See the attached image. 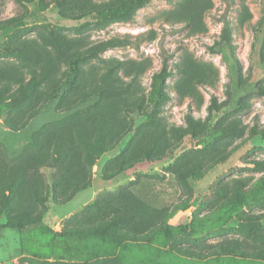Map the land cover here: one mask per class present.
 Returning <instances> with one entry per match:
<instances>
[{
  "label": "rangeland",
  "instance_id": "obj_1",
  "mask_svg": "<svg viewBox=\"0 0 264 264\" xmlns=\"http://www.w3.org/2000/svg\"><path fill=\"white\" fill-rule=\"evenodd\" d=\"M124 1L0 0V264H264V0Z\"/></svg>",
  "mask_w": 264,
  "mask_h": 264
},
{
  "label": "trees",
  "instance_id": "obj_2",
  "mask_svg": "<svg viewBox=\"0 0 264 264\" xmlns=\"http://www.w3.org/2000/svg\"><path fill=\"white\" fill-rule=\"evenodd\" d=\"M142 0H129L124 1L123 4L113 6V7H105L101 11H99V16L106 20L108 18H115V19H127L131 12L142 5ZM118 41V39H112L111 41L107 43H101L97 47H111L114 45V43ZM17 49L22 56L24 60L34 61L35 63H39L42 54L39 50L31 48L27 43H24L23 46L18 45ZM95 53V49H91L89 52H86L85 55L81 53H75L74 56H76V62L72 63L70 68V71L72 72L73 79H77L78 70H79V63L83 60H86L89 56L93 55ZM53 65L50 61H48L47 70L50 71V68H52ZM170 75V69H169V57L163 56L162 60V67L158 73H156L153 76L151 90H150V98L153 103L156 105L162 104L165 101L169 99L168 91H167V80ZM47 81V75L45 72L39 73L36 70L33 71V76L29 83H27L26 86L21 83L20 88L27 89L26 91V98L30 101L33 99V97L36 96L37 92L39 91V88L42 86L43 83ZM72 81L68 78L67 84L70 86H73L74 83H71ZM56 89V88H55ZM1 90H6V92H9V88L7 86H3ZM187 121L191 126L195 124V121L188 116ZM10 124L14 126V123L10 121ZM253 165L259 168H264V162H253ZM33 167L30 164H24V168L20 169L19 167L10 168L6 175L3 177H0V199L6 202L7 204H11V202L16 200L18 196L21 197L24 194V189L27 185V174L29 171H31ZM6 192H9V195L6 196ZM33 199L34 200H40L42 199V196L40 195L39 191H33ZM23 202V201H22ZM17 203V209L19 213H21L24 216H28L29 212L24 211L23 209L28 208L26 206H19L20 203ZM6 204V205H7ZM9 208V205H7ZM23 208V209H22ZM35 209H38V207H35ZM9 210V209H8ZM10 222L11 220L8 219Z\"/></svg>",
  "mask_w": 264,
  "mask_h": 264
}]
</instances>
